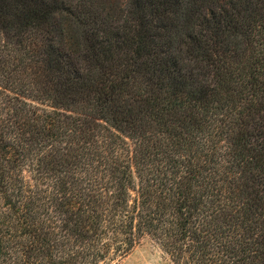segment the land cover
Here are the masks:
<instances>
[{
	"label": "trees",
	"instance_id": "1",
	"mask_svg": "<svg viewBox=\"0 0 264 264\" xmlns=\"http://www.w3.org/2000/svg\"><path fill=\"white\" fill-rule=\"evenodd\" d=\"M264 264V0H0V264Z\"/></svg>",
	"mask_w": 264,
	"mask_h": 264
},
{
	"label": "rangeland",
	"instance_id": "2",
	"mask_svg": "<svg viewBox=\"0 0 264 264\" xmlns=\"http://www.w3.org/2000/svg\"><path fill=\"white\" fill-rule=\"evenodd\" d=\"M119 4L125 0H112ZM103 264V263H99ZM107 264H173L150 237H143L125 256Z\"/></svg>",
	"mask_w": 264,
	"mask_h": 264
}]
</instances>
